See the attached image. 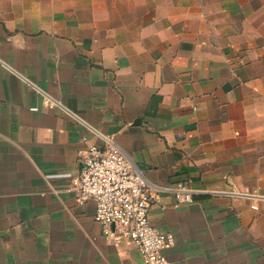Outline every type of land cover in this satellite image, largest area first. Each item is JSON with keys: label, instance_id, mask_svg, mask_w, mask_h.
Returning <instances> with one entry per match:
<instances>
[{"label": "crops", "instance_id": "0c3cea01", "mask_svg": "<svg viewBox=\"0 0 264 264\" xmlns=\"http://www.w3.org/2000/svg\"><path fill=\"white\" fill-rule=\"evenodd\" d=\"M89 144L158 191L172 264H264V0H0V264H141L71 190Z\"/></svg>", "mask_w": 264, "mask_h": 264}, {"label": "built area", "instance_id": "2783aa9c", "mask_svg": "<svg viewBox=\"0 0 264 264\" xmlns=\"http://www.w3.org/2000/svg\"><path fill=\"white\" fill-rule=\"evenodd\" d=\"M43 104L55 106L49 96ZM71 190L80 205L94 202L96 222L107 233L129 240L139 250L141 264H172L166 251L173 246L174 237L151 221L150 211L160 203V194L116 146L89 144L72 178ZM175 197L178 205L191 203L193 191L187 183H179Z\"/></svg>", "mask_w": 264, "mask_h": 264}]
</instances>
